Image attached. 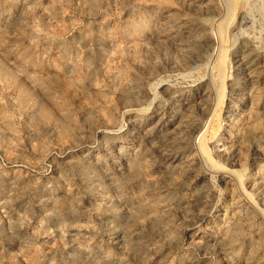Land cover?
Returning a JSON list of instances; mask_svg holds the SVG:
<instances>
[{
	"label": "rangeland",
	"instance_id": "1",
	"mask_svg": "<svg viewBox=\"0 0 264 264\" xmlns=\"http://www.w3.org/2000/svg\"><path fill=\"white\" fill-rule=\"evenodd\" d=\"M0 264H264V0H0Z\"/></svg>",
	"mask_w": 264,
	"mask_h": 264
},
{
	"label": "bare ground",
	"instance_id": "2",
	"mask_svg": "<svg viewBox=\"0 0 264 264\" xmlns=\"http://www.w3.org/2000/svg\"><path fill=\"white\" fill-rule=\"evenodd\" d=\"M220 27H222V26H220ZM218 28H219V27H218ZM225 31H226V30H225ZM219 35H220L219 38H221L220 41H222V50H221V54L219 55V60H218V62H217V71H218V74H219V75H222V74H223V71H224V62H225V56H224V53H225V50H226V49H224V46H225V40L228 39V37L225 38L223 28H222V29L220 28ZM227 35H228V33H227ZM227 35H226V36H227ZM227 41H228V40H227ZM219 44H220V43H219ZM227 46H228V45H227Z\"/></svg>",
	"mask_w": 264,
	"mask_h": 264
}]
</instances>
